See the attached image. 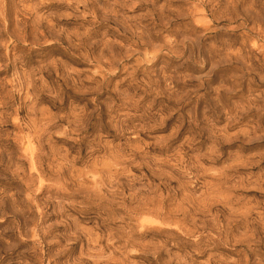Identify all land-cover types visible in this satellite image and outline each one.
I'll list each match as a JSON object with an SVG mask.
<instances>
[{"label":"rangeland","instance_id":"obj_1","mask_svg":"<svg viewBox=\"0 0 264 264\" xmlns=\"http://www.w3.org/2000/svg\"><path fill=\"white\" fill-rule=\"evenodd\" d=\"M0 264H264V0H0Z\"/></svg>","mask_w":264,"mask_h":264}]
</instances>
